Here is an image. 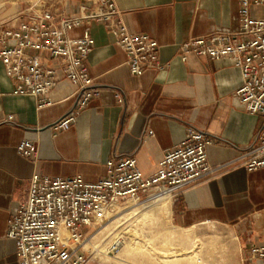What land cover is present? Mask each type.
<instances>
[{
	"label": "crops",
	"instance_id": "obj_1",
	"mask_svg": "<svg viewBox=\"0 0 264 264\" xmlns=\"http://www.w3.org/2000/svg\"><path fill=\"white\" fill-rule=\"evenodd\" d=\"M97 1L0 0V29L16 26L17 15L27 10L68 17L82 7H94ZM115 2L128 31L155 39L161 61L168 66L135 76L103 23L88 21V30L86 25L70 30V38L87 32L95 40L86 67L102 93L67 128L54 126L77 110L69 81L53 89L48 97L51 105L39 107L38 98L14 94L15 82L0 62V264H20L15 242L7 238L8 220L26 201L34 174L81 176L95 182L105 175L108 159L134 157L143 174L150 176L187 128L212 139L208 148L212 166L237 160L257 139L264 119L248 113L236 95L243 84L240 69L229 59L194 54L182 59L180 51V45L190 39L236 31L238 0ZM10 115L13 119L8 121ZM23 140L36 144L29 158L17 150ZM171 202L177 227L229 226L237 235L242 263L264 264V259H250L253 247L264 246V170L249 172L234 162Z\"/></svg>",
	"mask_w": 264,
	"mask_h": 264
},
{
	"label": "built area",
	"instance_id": "obj_2",
	"mask_svg": "<svg viewBox=\"0 0 264 264\" xmlns=\"http://www.w3.org/2000/svg\"><path fill=\"white\" fill-rule=\"evenodd\" d=\"M238 3L236 31L190 39L180 45V51L182 59L194 54L231 60L243 79L237 97L248 113L264 119V18L252 15V7H264V0ZM16 18V26L0 29V62L15 82L14 94L38 98L39 107H45L51 105L48 97L61 81L67 80L73 87L77 110L59 121L56 130L67 128L102 93L86 67L95 40L87 32L70 38V30L84 25L88 30V21L103 23L124 51L126 64L135 76L168 66L161 61V47L155 39L128 31L115 0H98L94 7H82L68 17L27 10ZM49 61L57 62L56 66H49ZM12 119L10 115L8 121ZM212 144L206 133L187 128L183 139L165 151L157 171L150 176L143 174L134 157L108 159L105 175L95 182L81 176L34 174L26 201L8 220L7 238L15 242L20 264H88L84 244L104 208L128 201L153 205L167 196L172 200L234 162L249 172L264 170V120L255 143L231 163L212 166L208 160ZM17 150L29 158L36 144L23 140ZM250 259H264V246L253 247Z\"/></svg>",
	"mask_w": 264,
	"mask_h": 264
},
{
	"label": "rangeland",
	"instance_id": "obj_3",
	"mask_svg": "<svg viewBox=\"0 0 264 264\" xmlns=\"http://www.w3.org/2000/svg\"><path fill=\"white\" fill-rule=\"evenodd\" d=\"M253 15L263 18L264 9L254 8ZM159 202L153 205L141 203L139 213L128 215L129 217H124L129 212L127 211L116 217L104 215L101 220L97 219L98 225L91 229L88 237L97 234L101 238L99 250L103 252L94 251L90 245H85L90 260L88 264H117L121 258L126 260V237L132 238L140 249L152 251L154 259L160 264H164V257L172 255L173 251L185 254L194 249L199 251L200 258L206 264H243L237 235L229 226L206 223L180 228L173 223L171 212L159 220H137L142 213L156 207ZM128 204L129 201L117 206L125 208ZM169 252L170 254H166ZM127 261L131 264H156L153 259L148 258H130Z\"/></svg>",
	"mask_w": 264,
	"mask_h": 264
},
{
	"label": "bare ground",
	"instance_id": "obj_4",
	"mask_svg": "<svg viewBox=\"0 0 264 264\" xmlns=\"http://www.w3.org/2000/svg\"><path fill=\"white\" fill-rule=\"evenodd\" d=\"M171 204H172L171 197L167 196V197L161 199L156 207L142 213V215L140 217H138L137 220L138 221L139 220H145V219L159 220L162 216L171 212ZM141 205H142L141 203L135 202V201H129V204L125 208H122V207L117 206V205H110V206L103 209L102 213L98 216L97 219L101 220L104 215L116 217V216H119V215H121L127 211H129V212L126 213L124 217L131 215V214L136 215L139 213V209L141 208ZM97 223H98V220H97ZM138 226H140V225H138ZM100 240H101V238L97 237V234H93L85 242L84 248H85V245L86 246L90 245L94 251L102 253L103 251L99 250ZM137 243H139V242H137ZM125 244L127 246V254H126L127 259H130V258L131 259L132 258H134V259L148 258L151 260L153 259L156 264H160L157 260L154 259L155 257L153 256L152 251H144V250L140 249V247L138 245H136V243L133 242L132 238L126 237ZM181 253L182 252H180V254H179L178 252L173 251L172 255L165 256L164 257L165 259L163 261L164 264H206L200 258L199 251H197L195 249L189 250V252H187L185 254H183L184 252L182 254ZM166 254H170V252L166 253ZM127 259L125 260V259L121 258L117 261V264H131L129 261H127ZM133 264H135V263H133Z\"/></svg>",
	"mask_w": 264,
	"mask_h": 264
}]
</instances>
